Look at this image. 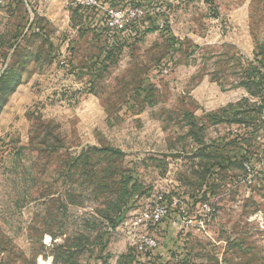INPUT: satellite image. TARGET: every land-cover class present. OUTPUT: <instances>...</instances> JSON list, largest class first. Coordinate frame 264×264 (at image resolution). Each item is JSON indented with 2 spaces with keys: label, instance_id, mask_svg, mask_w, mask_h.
Masks as SVG:
<instances>
[{
  "label": "rangeland",
  "instance_id": "374dc122",
  "mask_svg": "<svg viewBox=\"0 0 264 264\" xmlns=\"http://www.w3.org/2000/svg\"><path fill=\"white\" fill-rule=\"evenodd\" d=\"M66 1L0 6L2 262L264 264V0H139L125 34Z\"/></svg>",
  "mask_w": 264,
  "mask_h": 264
},
{
  "label": "built area",
  "instance_id": "2783aa9c",
  "mask_svg": "<svg viewBox=\"0 0 264 264\" xmlns=\"http://www.w3.org/2000/svg\"><path fill=\"white\" fill-rule=\"evenodd\" d=\"M5 0H0V6ZM139 0H128L122 4L118 0H67L66 5L75 6L83 11L95 12L102 14L107 21V25L113 30L120 31L122 34L132 32V26L137 23L139 18L145 14L144 8L140 5ZM204 207L210 211L208 204ZM167 210L157 208L153 211L145 210L137 218V223L155 222L159 223L165 216ZM156 240L151 237H143L140 248L149 249L156 246ZM0 264H5L0 259Z\"/></svg>",
  "mask_w": 264,
  "mask_h": 264
},
{
  "label": "trees",
  "instance_id": "16d2710c",
  "mask_svg": "<svg viewBox=\"0 0 264 264\" xmlns=\"http://www.w3.org/2000/svg\"><path fill=\"white\" fill-rule=\"evenodd\" d=\"M119 183H123V181H120ZM126 186V185H125ZM125 186L123 187V184L121 185L119 191L120 194L124 196L126 194L123 192L125 190ZM128 202L124 201L123 198L117 199L115 202L112 203L111 208L114 209L115 213H117L118 219H121L123 216V208L127 205Z\"/></svg>",
  "mask_w": 264,
  "mask_h": 264
},
{
  "label": "water",
  "instance_id": "95a60500",
  "mask_svg": "<svg viewBox=\"0 0 264 264\" xmlns=\"http://www.w3.org/2000/svg\"><path fill=\"white\" fill-rule=\"evenodd\" d=\"M154 153L162 157H171V158H177L182 155L181 153H176V152H154Z\"/></svg>",
  "mask_w": 264,
  "mask_h": 264
},
{
  "label": "crops",
  "instance_id": "0c3cea01",
  "mask_svg": "<svg viewBox=\"0 0 264 264\" xmlns=\"http://www.w3.org/2000/svg\"><path fill=\"white\" fill-rule=\"evenodd\" d=\"M119 2H122V4H125L128 2V0H118Z\"/></svg>",
  "mask_w": 264,
  "mask_h": 264
}]
</instances>
